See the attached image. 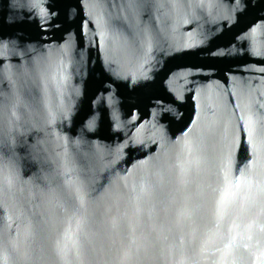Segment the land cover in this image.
I'll return each mask as SVG.
<instances>
[{
    "label": "water",
    "instance_id": "obj_1",
    "mask_svg": "<svg viewBox=\"0 0 264 264\" xmlns=\"http://www.w3.org/2000/svg\"><path fill=\"white\" fill-rule=\"evenodd\" d=\"M0 264H264V0H0Z\"/></svg>",
    "mask_w": 264,
    "mask_h": 264
}]
</instances>
